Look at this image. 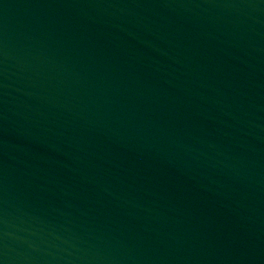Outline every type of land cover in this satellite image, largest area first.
<instances>
[{
  "label": "water",
  "instance_id": "obj_1",
  "mask_svg": "<svg viewBox=\"0 0 264 264\" xmlns=\"http://www.w3.org/2000/svg\"><path fill=\"white\" fill-rule=\"evenodd\" d=\"M0 264H264V0H0Z\"/></svg>",
  "mask_w": 264,
  "mask_h": 264
}]
</instances>
